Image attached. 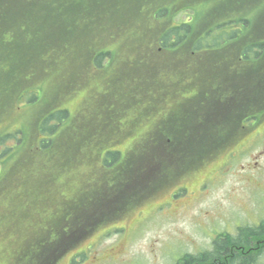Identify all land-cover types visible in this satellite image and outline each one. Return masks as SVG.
<instances>
[{"label": "rangeland", "instance_id": "rangeland-1", "mask_svg": "<svg viewBox=\"0 0 264 264\" xmlns=\"http://www.w3.org/2000/svg\"><path fill=\"white\" fill-rule=\"evenodd\" d=\"M83 1L87 5L92 4L91 0ZM164 1H139L142 20L138 27L156 28L162 21H166L154 14L157 6L170 7ZM193 1L197 9L206 8L215 2ZM0 5H3L7 16L6 31L0 40V70L24 72V77H33L34 71L41 69L49 74L39 78L31 86H25L10 101H3L5 96H2L0 90V135L22 131L24 144L20 145V149L31 148L32 151H38L39 135L33 140L30 137L34 129L33 112L41 109L46 91L57 94L58 90L59 108L67 109L73 123V128L69 131L74 133L77 140L83 136L89 139L79 147L80 152L73 167L62 172L59 178L67 181V174H72L71 192L67 190L60 195L64 197L70 194L75 199L80 197L84 206L89 204L88 209H85L88 212L85 219L87 223L94 225L92 231L55 264H176L184 255L195 256L200 252L210 251L212 241L220 234L235 235L239 227H253L264 221L262 111L253 113L248 120L243 119L232 136L218 144L216 149L210 147L209 154L200 160L197 159L200 145L194 144V140L201 139L188 138L191 141L188 146L190 155L184 159L183 164H174L166 171L168 177L162 187L154 192L145 193L142 190L141 194L145 193V196L130 199L128 203V200L119 198L115 204H107L103 196L108 195L109 187L101 183L109 178L107 174L115 175L117 171L115 164L103 165L105 153L119 151L120 157L121 153L127 156L132 143L142 144L146 138L107 132L102 123L104 119L99 103L103 100L100 94L109 87L131 88L153 84L155 79L140 80L147 74L146 68L149 66L156 67L153 72L158 73V82L179 84H185V79L179 80L180 75L189 76L188 80L192 84L197 83L200 68L195 65L185 71L173 72L165 63L154 59L147 63V67L130 69L124 63L120 64L118 70L109 67L98 72L88 65L82 66L83 58L92 49H116L124 52L144 50L149 41H152L153 34H144L139 39L138 27L126 25L121 28L112 24L109 19L102 21L101 30L92 31L95 23L93 19L77 20L74 11L67 8L70 5H85L75 0H0ZM189 15L190 12H181L174 17L185 22ZM67 25H74L70 37H84L71 42L60 51L39 52L35 46H31L33 35L39 42L45 41L49 34L54 33L62 38L63 28ZM84 29L86 34L82 32ZM19 31L23 34L15 35ZM27 52L32 54L33 59L38 54L40 65L24 62L29 57ZM211 53L209 49H204L198 55L211 57ZM52 55L55 56L53 63H44ZM78 71L81 77L79 81H74L71 88L64 90L62 87L66 77ZM189 90L192 89L184 90L183 85H180L178 91L171 90V94L167 93L162 102L153 105L151 114H163L164 107L184 97ZM33 93L36 101L28 103V96ZM104 98L111 100L106 96ZM146 104L142 102L130 106L127 116L137 115ZM258 117L259 123L256 120ZM125 118L126 115L122 117ZM150 118L152 119L151 116ZM224 129L225 126H219L217 131L223 133ZM152 151L159 157L158 152L154 149ZM25 173L26 169H23L22 174ZM8 191L3 189L0 200ZM94 200L99 203H94ZM96 205H100V208L95 209ZM76 215H81L80 210H76ZM8 237L5 236L4 240L3 237L0 238V257L8 256L4 253L7 244H3L10 242L6 241ZM12 238L18 241L15 237ZM13 246L16 245L10 242L9 247ZM0 264H6L5 259L0 258Z\"/></svg>", "mask_w": 264, "mask_h": 264}, {"label": "trees", "instance_id": "trees-1", "mask_svg": "<svg viewBox=\"0 0 264 264\" xmlns=\"http://www.w3.org/2000/svg\"><path fill=\"white\" fill-rule=\"evenodd\" d=\"M75 1L85 5H70L67 8L74 11L77 20L93 19L95 23L92 31H95L101 30L102 21L107 19L121 28L126 25L131 28L138 27L142 20L139 1L152 3L157 0H91V5H87L83 0ZM164 2L169 3L170 7L157 6L154 14L166 21H162L156 28L138 27L140 32L137 37L142 39L144 34L146 36L153 34L152 41H149L144 50H130L127 53L169 50L188 53L189 58L193 59L189 68L198 66L200 68L198 74L220 73L218 82L224 88L215 97L222 105L230 98V95L228 96L224 91L228 88L232 77L230 72L234 73L237 70L238 76L234 77L236 79L233 83L239 94L231 95L232 99L239 100L237 126L255 112L262 111L264 117V0H215L212 5L201 9L194 7L193 0ZM3 9V5H0V40L6 31L7 16ZM181 12H190L185 22L174 17ZM73 27L74 25L65 26L62 38L54 33L49 34L45 41L39 42L33 35L31 46H35L39 52L60 51L67 48L71 42L79 41L84 37H70ZM82 32L87 33L86 29ZM19 34L23 33L19 31L15 35ZM7 45L12 46V44ZM204 49L212 51L211 57L198 55ZM106 51L119 50L92 49L83 58L82 66L88 65L92 69L94 66V70L98 72L108 69L114 64V58ZM30 52H27L29 57L23 61L40 65L39 55L36 54V59H33ZM53 55L44 63L52 64L55 57ZM162 57L164 61L159 63H165L164 65L170 67L169 70L173 72L189 69L185 63L175 62L172 55L167 54ZM154 59L155 57L143 56L139 58L140 62L136 67H147V63ZM216 60H221L217 63L219 67L215 64ZM244 62L250 64H243ZM147 70L151 73V78L148 80L155 79L153 84L147 86L159 83L156 79L158 73L153 72L156 71V67L149 66ZM47 75L49 74L42 69L34 71L33 77H24V72L0 70V90L2 96H5L3 101H10L25 86H31L36 80ZM79 78H81L79 71L70 73L62 88L64 90L71 88L72 83L79 81ZM178 78L183 81L182 75ZM210 82L212 80L200 79L202 86H209ZM34 95L33 93L28 96V103L36 101ZM59 101L58 90L57 94L46 91L45 102L41 105V109L33 112L34 129L30 137L33 140L39 135L38 151H32L31 148L20 149V145L24 144L22 131L0 135V194L5 188L9 190L0 200V238L13 236L18 239L15 264H55L60 257L87 236L94 225L87 223L85 219L88 215L85 209H88L89 204L86 203L84 206L80 197L75 199L70 194L64 197L60 195L67 190L70 193L73 188L72 174H67V181L60 180V174L73 167L80 152L79 147L89 139L83 136L77 140L74 133L69 131L73 128V123L67 109L59 108ZM100 109H103V106L100 105ZM256 120L257 123L260 122L259 117ZM228 124L229 120L222 118V124L214 125L211 130L218 129L219 126L227 128ZM174 126L176 127L168 129L178 130L177 134L145 137L146 141L142 144L132 145V150L127 156L120 157L119 151L105 153L103 165L115 164L117 171L115 175L107 174L109 178L101 183L109 187L108 195H102L106 198L107 204H115L119 198L128 200V203L130 199L145 196V193L154 192L162 187L168 177L166 171L174 164L177 166L183 164L184 159L190 155L188 146L191 141L188 138L201 139L194 140V144L200 145V150L197 152L199 155L197 159L200 160L201 157L204 158L209 154L210 147L216 149L219 147L218 144H222L229 137L216 135L214 131H206L202 136L189 135L183 132V126L178 123ZM10 142L13 144L9 145ZM152 149L159 153V157L151 152ZM23 169H26L25 174H22ZM100 177L102 180L103 174ZM142 190L145 192L144 195L141 194ZM94 203L99 202L94 200ZM99 208L100 205L95 206V209ZM77 209L81 212L79 217L75 216ZM107 214L109 216L110 212ZM255 242H264V221L259 226L239 227L235 235L220 234L214 240L210 251L197 256L184 255L176 264H187L188 259L228 258L231 256L228 244L237 251L233 257L234 261L230 264H256L254 258L260 251L254 254V257L249 255L252 251L250 247Z\"/></svg>", "mask_w": 264, "mask_h": 264}, {"label": "flooded vegetation", "instance_id": "flooded-vegetation-1", "mask_svg": "<svg viewBox=\"0 0 264 264\" xmlns=\"http://www.w3.org/2000/svg\"><path fill=\"white\" fill-rule=\"evenodd\" d=\"M106 53L111 56L113 55V62L114 64H117V66H114L113 64L109 67L117 70L120 68V64L124 63H127L126 67L130 69L136 68V64L140 62L139 58H142L143 56L155 57V60H157V62H163L164 59H162V56H166L167 54H169L172 55L173 58H175V62L185 63L187 68H189V64L193 60L189 58L188 53L174 50L163 52L137 51L134 53H127L124 51H106ZM91 62L93 63V60H91ZM218 62H221V60H216L215 64H217ZM216 66L219 67L218 64ZM92 67L95 69L94 66ZM149 73L150 71L147 70V74H145L140 80H148L149 78H151V75ZM230 74H232V77L230 78V83L227 88L228 90L226 88L224 89L228 96L230 95V98L224 105H222L221 102H219V100H217L215 97L216 94L222 88H224L222 84L218 82L219 78L221 77L220 73L215 72L212 73V75L198 74L197 78L199 82H197V84L193 83V88H191V82L190 80H188L189 76L187 75H182V78L185 79V84L165 81L163 83L159 82L156 83V85L151 86L137 85L131 88L118 87L116 89L109 87L108 89H104V91L100 94V97L103 100V102H100L99 100V104L101 105V107L103 106V109H101V111L103 113L104 121L102 123L107 132H115L117 135L125 134L127 135L126 137L172 136L174 134H177L179 131L176 129L168 128H175L176 126L174 125L177 123L183 126V132H186V134L189 135L194 134L202 136L205 135L206 131H214L216 135L232 136L235 133V129L237 128V105L239 100H237L236 98L232 99V97L239 94V91H237L236 89V85L233 83V80L236 79L234 77L238 76V71L235 70L234 73L230 72ZM201 78L212 80V82L209 83V86H202L200 84ZM180 85H183L184 90H186L187 88H190L192 90H189L188 93H185L184 97L171 102L168 106L164 107L163 114H151L153 112V105L162 102V100L165 99V96H167V93L171 94V90L178 91L180 89ZM232 94L233 96H231ZM113 95L114 97H112ZM104 96L112 98L110 101H108L106 98H104ZM142 102L147 104L143 109L139 111L137 115L127 116V110L130 106ZM124 115H126V118L122 119ZM150 116L152 117V119L150 118ZM222 118H224L225 120H229L228 127L223 130V133L221 131H217V128L211 130V127L213 128L214 125L222 124ZM132 145L134 146L133 143ZM133 146H131V149L129 151L132 150ZM121 156H123L122 153ZM89 190H91V187L89 188ZM260 223L261 222H259L256 226H259ZM2 240H4V238H2ZM214 240L211 244L212 247ZM6 241H10L16 246L9 247L10 242H3V244H7V248H5L7 250H5L4 253L8 256L0 258L5 259L6 264H15V255L17 254L18 250V243L17 241H14L13 238H8ZM3 244L2 247L4 248ZM228 248H230L229 252L231 255L228 258L222 259L216 257L198 260L188 259L187 264H230V262L234 261L233 257L237 254V251L235 250V248H231L229 244ZM250 250H252L249 254L251 256L257 254L260 251L258 253V256L254 258V261L256 264H264V242H255L251 245ZM202 253L203 252H200L197 255Z\"/></svg>", "mask_w": 264, "mask_h": 264}]
</instances>
